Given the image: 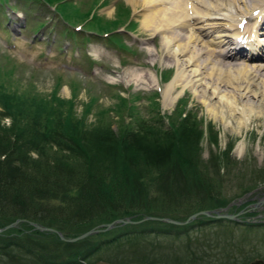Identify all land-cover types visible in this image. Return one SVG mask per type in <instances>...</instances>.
<instances>
[{
	"label": "rangeland",
	"instance_id": "obj_1",
	"mask_svg": "<svg viewBox=\"0 0 264 264\" xmlns=\"http://www.w3.org/2000/svg\"><path fill=\"white\" fill-rule=\"evenodd\" d=\"M121 2H123V6L131 9L130 19L135 24H129L127 30H125V25L120 23L121 25H118L116 30L119 33L110 35L108 38L120 37L126 49H119L115 45L109 44L108 38L103 39L102 35L94 34L96 32L93 30L95 29L93 28L95 23L99 20L103 21V18L122 19L123 17H120V15L123 14V9L121 8L122 5L119 4ZM256 2L257 5L264 6V0H256ZM55 5L66 7L64 11L60 9L59 11L62 13L59 14L53 10V6H48L40 0H6L4 4H0V76L5 79L6 84H10L13 89L18 90L28 89L33 91L34 89L42 95H49L58 86L57 94L66 97L65 99L70 98L71 89L77 88L78 98L75 100V110L78 114L82 112L83 104L89 100L91 95L96 96L95 104L97 107L109 108L106 120L116 131L119 126L115 121L119 120L120 116L122 121H133V118L127 112V106L130 103L134 106L136 117L143 118L146 125H149L145 126L140 133L145 137L149 136L148 134L160 135L159 144L163 141L162 137L170 131L169 123L176 127L181 117L176 115L173 121H170L167 118H162V120L158 115L170 114L171 111H174L176 100L186 96L190 101L189 105L193 108V112H197L187 122L186 133L191 135L196 134L198 131L204 133V138L199 146L194 143L193 149L184 150L183 155L187 158V161L192 162L195 159V152L200 147L203 163H198V168L200 170H211V174H214L220 180L218 185L221 186V193L226 195L228 199L236 196L239 186L246 185L248 181L249 183L256 181H252L257 173L256 171L258 168L264 167V97L261 94L262 91L264 92V67L259 70L258 66L256 68L258 77H261L258 79L262 80L263 84L259 83L257 85V79L254 86L251 83L252 87L255 88L254 90L260 91L259 96H252L250 92L243 96L245 94L243 88L235 87L234 80L237 78L239 67L253 69L255 67L253 64H264V58L250 60L247 59L248 55L245 59L242 55H238L239 58L227 55L228 57H221L223 62L219 64L217 62L218 58L215 57L212 60L214 61L213 64H206L204 67V78L202 79L204 84L195 82L189 72L190 70H188L189 67L185 66L184 57L183 59L179 57L177 63L171 62L170 64L168 62L173 60L172 55L169 53V55L163 56L161 47L162 35L164 34L154 33L153 29L142 25L143 15L148 11H143L141 5L134 7L129 0H60L54 3ZM115 5H121L119 12L115 10ZM241 7L244 9L243 5ZM110 8H113V11L108 13L107 11ZM75 9L83 12L89 11L90 14L88 17L76 22L72 17ZM262 13L263 16L258 21H254L255 17H252L248 21L243 19L239 23V28L246 31L245 35H248L247 37H251L253 31L255 34L256 32L259 33V36H264V11ZM39 23L44 25L39 28ZM177 31L180 32L181 30H174L176 33ZM216 32H213L212 35ZM183 34H185L184 31ZM209 38L211 37L204 36V40L208 41ZM257 38H253V40L257 41ZM147 46L153 47L155 51L150 54ZM195 47L197 48V46ZM229 48H225L226 54L230 53ZM259 52L260 55L258 56L262 57L264 47ZM192 53L195 52H188L185 57H189ZM174 64H177L176 67L182 71L183 75L178 80L179 86L178 83L175 87L172 86V94L170 93V95H177V97L174 103L168 105L166 100L162 99V94L166 83H170V80L176 74L177 68ZM224 65H227V67ZM125 67L131 68L127 77L122 76L125 74L123 73ZM141 68L153 71L158 83L149 87L141 82L143 78V74L140 72ZM6 71L9 72L8 76L3 74ZM227 73L229 74L226 75ZM222 74L225 76H221ZM222 77L224 81L221 80ZM218 80L221 82L219 81L220 83L216 84ZM250 80L248 79V81ZM192 81L194 83L191 84ZM206 83L209 84V88L205 89ZM213 85H218L222 93L233 96H227L228 100L235 99L238 100L240 106L248 105L247 107H252L254 110L248 115L250 116L248 118L250 122L248 121L243 125L242 118L245 115L237 113L238 111L234 112L237 120L235 121L232 118L233 114L225 110L226 107L219 102L217 97L212 95L211 86ZM157 93H159V97ZM122 96L131 99L132 102L126 101L125 106L121 105ZM157 98L160 103L158 105L159 112L156 111L154 106V101L157 102ZM95 111L96 108L89 113L88 124L96 123ZM253 113L256 114L253 115ZM3 121V123L5 121L6 123L10 122L8 118ZM240 121L241 126L239 125ZM235 122H238V126ZM209 123L212 124L210 137H208L206 131ZM213 138L216 139V143L212 142ZM230 140H234V143L228 151L230 159L227 165L223 161L224 153L222 149L229 144L228 141ZM240 143L244 145L241 151L238 149ZM90 144L93 145L91 141ZM91 147H97V145ZM174 151L177 153V150ZM180 151L183 152L182 148ZM176 166H179L178 169L187 167L183 163ZM238 168H241V172L237 171ZM189 171H196L199 174L197 170L189 169ZM261 184L258 188L264 190V183ZM157 187L162 186L157 184ZM256 189L257 187L242 195L239 198L240 201L234 200L235 202L239 201V203L236 204L231 201L226 205L228 207L227 212L232 214L239 212L238 218L240 221L238 222L228 219L208 221V217L201 216L202 220H193L191 227L189 226L185 231L180 229L165 234L157 231L146 234L135 233V236L129 237V240L123 236L119 242L105 243L106 239L112 237V235H119L121 231L133 230L140 232L162 225L155 223V220L130 225L123 224L117 226V228L100 231L75 241L77 243L84 240L83 243H80V247H92L93 251L95 250L92 256H89L82 263L217 264L214 260L217 256L221 257L222 254H211V252L215 253L217 251L230 253L225 256L229 259L226 260L227 264H247L255 258H263L264 260V223L250 225L254 219H259L258 215L264 214L263 203L258 207L253 206V203L256 202L254 198ZM163 193L167 195V192L163 191ZM150 194L157 195L156 192L151 191ZM158 196L159 201L168 199L166 196L164 198L159 194ZM1 233H4V231ZM75 242L70 243L75 244ZM74 244L73 249H75ZM18 251L13 254L4 252L0 254V264H41ZM174 257L181 259V261H170ZM191 258L198 259V262L193 263Z\"/></svg>",
	"mask_w": 264,
	"mask_h": 264
},
{
	"label": "trees",
	"instance_id": "obj_2",
	"mask_svg": "<svg viewBox=\"0 0 264 264\" xmlns=\"http://www.w3.org/2000/svg\"><path fill=\"white\" fill-rule=\"evenodd\" d=\"M5 1L0 0V4ZM40 1L54 6L60 0ZM121 5L115 10L119 12ZM65 7L55 5L53 10L61 14L59 10L64 11ZM121 8L122 19L103 18V21L95 23L93 30L96 35H107L105 37L108 38L118 34L115 31L118 25L135 24L130 19L131 9L123 5ZM73 12L76 22L90 14L78 9ZM43 25L39 23L38 27ZM108 42L125 48L120 37ZM3 74L8 76L9 72ZM57 88L49 95H42L34 89H13L0 76V228L16 219H23L17 226L0 234V254H13L19 250L41 264H83L95 251L92 247H80L84 240L75 244L65 242L56 233L34 229L29 222L53 227L66 237H75L118 218L139 220L153 215L185 220L202 209L226 207L264 183V167L258 168L252 179L256 181L239 186L236 196L228 199L221 193L220 180L211 174V170L198 168L197 164L203 163L200 147L195 152V159L187 161L184 150L193 149L195 144L199 146L204 133H186L187 122L197 113L192 107H186L189 102L186 96L177 101L172 114L161 116L157 113L160 119L165 117L170 121L176 115L181 117L178 126L169 123L170 131L159 144L160 135L148 134L146 139L140 133L149 125L143 118L136 117L130 103L127 112L133 121H122L120 116L115 121L119 126L116 131L106 120L109 108L97 107L96 96L91 95L78 114L75 110L77 88H73L68 99L60 97ZM121 98V105L125 106L126 101L132 102L129 98ZM154 103L157 111L159 103ZM94 108L97 121L88 124V115ZM5 118L10 122L3 123ZM211 127L209 123L206 129L208 137L212 133ZM212 142L216 143V139L213 138ZM228 142L222 149L223 161L227 165L230 159L228 151L234 140ZM94 145L97 147H91ZM182 163L187 167L178 169L176 165ZM189 169L197 170L199 174ZM237 171L241 172V168ZM157 184L162 187H157ZM150 191L157 195H151ZM158 194L168 199L159 201ZM154 222L162 225L140 232L121 231L104 242H119L123 236L129 240L135 233L157 231L165 234L191 227V223L178 226L158 220ZM215 253L211 252L212 255L222 254L221 257L215 256L217 264H227L229 259L225 256L230 253Z\"/></svg>",
	"mask_w": 264,
	"mask_h": 264
},
{
	"label": "bare ground",
	"instance_id": "obj_3",
	"mask_svg": "<svg viewBox=\"0 0 264 264\" xmlns=\"http://www.w3.org/2000/svg\"><path fill=\"white\" fill-rule=\"evenodd\" d=\"M129 1L133 4L134 7L136 6L138 7V5H141L142 8L144 9L143 11H148L146 12V14L143 15L144 18L142 25L144 27L153 29L152 31L154 33L158 32L159 34L160 32L164 34L162 35L163 41H162L161 51L164 54L163 56L167 54L169 55L170 53L173 58V60L169 61L168 63L170 64L171 62L177 63V61H179L178 60L179 57H182V59L184 57L185 66L189 67L188 70H190L189 72L195 82L203 83L202 79L204 78L203 76L204 74L203 71H205L204 67L206 66V64H213L214 61L212 60H214L215 57L218 58L217 62L219 64L223 62V59H221V57H227V54L225 53V48L230 47L229 54L231 57H233L236 56V54L241 53V52H236V53L233 52L244 46H249L248 48L251 49L253 54H255V52L256 53L259 52L260 51L259 49L263 46L260 43V41H264V36H259V33L257 34L256 32L255 34V32L253 31L251 34L252 36L247 37L248 35H245L246 31L244 29L239 28L240 26L239 23L243 19H246L248 21L250 20V18L255 17L254 21H258L259 19H261V16H263L262 12L264 11V6L257 5L258 3L256 2V0H216V1L214 0H129ZM167 4L168 6H166ZM242 5L244 9H242L241 7ZM112 9L113 8L108 9L107 12L110 13L111 11H113ZM175 29H179L181 31L180 32L177 31L176 33L174 32ZM183 31L185 32V34H183ZM213 32L216 33L212 35ZM204 36H210L211 38H209L210 40L207 41L204 40ZM258 36L259 38H257ZM253 38H257V41L255 40L253 41ZM240 44H244V46ZM195 46H197V48ZM147 47H148L147 50L149 51L150 54H152V52L155 51L153 47L150 46ZM188 52H195V53H192L189 57H185L186 53ZM174 65L175 67L177 66V64ZM253 65L255 66L253 69H246L243 66L239 67L240 69L239 68L237 69V73H238L237 78L235 77L236 79L234 80V82L236 83L235 87L243 88V91L245 92V94L243 93L244 94L243 96L247 95L249 92L250 95L252 96L255 95L259 96L260 94V91L254 90L255 88H253L252 85L254 86V82L256 79H257L256 80L257 85L259 83L263 84V81L258 79L261 77H258L256 68L258 66V70L262 69V67H264V64H253ZM224 66L227 67V65ZM176 68L177 69L174 78L170 80V83H166V86L162 94L163 97L162 99H165L168 105L174 103V100L176 99L177 95L173 96L170 95V93L172 94L171 90L173 89V87H175V85L179 82L178 81L179 78H181L183 75L182 71L179 70L178 67ZM130 69L131 68L129 67H125L123 71V73L125 74H123L122 76L127 77V74H130ZM140 72H142L143 74V78L141 77L142 78L141 82L146 84V86L151 87L152 85L154 86L157 84V79L153 71H150V69L147 68L145 69L141 68ZM228 74L229 73H227L226 75ZM242 74L244 75L242 76ZM260 74L262 75V72ZM209 75L211 74L209 73ZM221 76H225V75L222 74ZM216 77H218V75ZM247 78L251 80L248 81ZM221 80H223V77ZM194 81H192L191 84L194 83ZM219 81L220 80H218L216 84H219L221 82ZM227 83L226 85H228ZM208 85L209 84L206 83L205 89L208 87ZM261 87L260 89H262ZM211 88H212L211 91L212 95L214 97H217L219 102H221V104L224 105V107H226L225 110L230 111V113H232L233 116H234V112L236 111H238L237 113L239 114L240 113L244 114L245 117L242 118L243 125L249 121L248 118L250 116L248 115H250L254 110L252 109V107L250 106L247 107L248 105L240 106V103L237 102L238 100L236 101L235 99L228 100L226 98L227 96L228 97H233V96L226 95L227 93L226 94L222 93L218 85L215 86L213 85L211 86ZM261 94L262 97H264L263 91ZM254 114L256 113H253V115ZM233 116L232 118L235 119L236 116L234 117ZM235 121L237 120L235 119ZM237 123L235 122L236 125ZM240 123L241 121L239 122V125ZM243 146H244L243 143H240L238 149L241 151L243 149Z\"/></svg>",
	"mask_w": 264,
	"mask_h": 264
},
{
	"label": "water",
	"instance_id": "obj_4",
	"mask_svg": "<svg viewBox=\"0 0 264 264\" xmlns=\"http://www.w3.org/2000/svg\"><path fill=\"white\" fill-rule=\"evenodd\" d=\"M264 204V198H260L258 201H256L255 203H253L254 207H258L260 206L261 204ZM228 207H224L222 208L221 210H217V209H212V210H202V211H197V212H194L192 213L190 216L187 217L186 220H177V219H173V218H168V217H157V216H152V215H147L139 220H133L131 219L130 217H127L126 218H118V219H115L113 221H111L110 223H106V224H100L96 227H93L87 231H85V233H81L80 235H77L75 237H65V235H63L60 231L52 228V227H48L46 225H41L39 223H36V222H29L31 224V226H34L33 228L34 229H37V230H40V231H45V232H52V233H56L57 235H59L60 239L62 241H66V242H75L77 240H80V239H83L89 235H92V234H95V233H98L100 231H105V230H108L112 227H115L117 224H128V223H139V222H143V221H146V220H161V221H165V222H168V223H172V224H176V225H182V224H185V223H188L190 221V219H196L197 216H201V215H206L208 217H212V218H226V219H229V220H239V212L236 213V214H232V213H226V209ZM23 219H16L14 220L13 222L3 226L2 228H0V232L2 231H5L7 229H10L17 226V224ZM264 222V220H263ZM248 264H264V260L262 258H258V259H255L251 262H249Z\"/></svg>",
	"mask_w": 264,
	"mask_h": 264
},
{
	"label": "flooded vegetation",
	"instance_id": "obj_5",
	"mask_svg": "<svg viewBox=\"0 0 264 264\" xmlns=\"http://www.w3.org/2000/svg\"><path fill=\"white\" fill-rule=\"evenodd\" d=\"M255 194H257V195H254V197L257 198V200H259L260 198H264V190H262L261 188H257ZM261 218L262 220H264V214H262ZM170 261L177 262V261H181V259L179 260L177 257H174L173 260H170ZM191 261H193V263L198 262L197 260H194L193 258H191Z\"/></svg>",
	"mask_w": 264,
	"mask_h": 264
}]
</instances>
